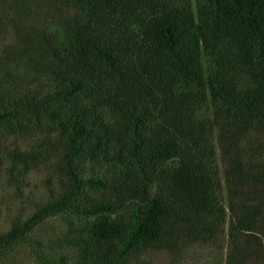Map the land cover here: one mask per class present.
Masks as SVG:
<instances>
[{
	"label": "trees",
	"instance_id": "1",
	"mask_svg": "<svg viewBox=\"0 0 264 264\" xmlns=\"http://www.w3.org/2000/svg\"><path fill=\"white\" fill-rule=\"evenodd\" d=\"M41 168L0 264H127L226 222L225 264H264V0H0V183L28 198Z\"/></svg>",
	"mask_w": 264,
	"mask_h": 264
},
{
	"label": "rangeland",
	"instance_id": "2",
	"mask_svg": "<svg viewBox=\"0 0 264 264\" xmlns=\"http://www.w3.org/2000/svg\"><path fill=\"white\" fill-rule=\"evenodd\" d=\"M30 142V139L28 140ZM20 145L25 148L26 139H18ZM254 142V140H251ZM261 142V140H260ZM14 145V138L8 137L7 144ZM10 145V146H11ZM217 160L223 167L220 153L217 150ZM45 169V168H44ZM39 169L29 175L33 185L30 193L26 192L23 198H19L11 187L0 183V231L9 227V216L16 213H30L34 208V201L40 195V182L46 176L45 170ZM225 189L223 190L224 193ZM225 196V193H224ZM9 213V216L7 214ZM64 224L59 218H50L45 225L40 227L36 236L45 237L63 229ZM227 222L213 241L208 243H192L187 245L179 253H171L167 250H149L132 257L127 264H225L226 251L228 248ZM57 256V255H55ZM13 264H46L35 257L29 246H22L14 252ZM69 262L68 264H70Z\"/></svg>",
	"mask_w": 264,
	"mask_h": 264
}]
</instances>
